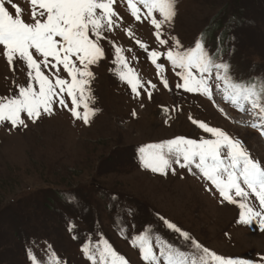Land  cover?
I'll use <instances>...</instances> for the list:
<instances>
[{
  "label": "rangeland",
  "instance_id": "obj_1",
  "mask_svg": "<svg viewBox=\"0 0 264 264\" xmlns=\"http://www.w3.org/2000/svg\"><path fill=\"white\" fill-rule=\"evenodd\" d=\"M14 2L24 12L30 11V0ZM114 7L123 21L109 39L126 50L141 79L151 80L157 88L151 99L146 93L133 97L113 71L110 46L105 43L107 58L91 69L95 102L90 105L100 111L89 124L75 120L66 110L29 122L26 129L10 131L9 124H0V264H31L29 247L46 264V245L62 264H91L82 245L89 239L95 245L101 236L128 264H144L131 244L132 236L141 231L152 235L154 243L159 233L181 250L191 251L157 214L218 254L258 260L264 256V232L255 224L237 223L238 206L221 204L214 188L206 190L212 187L210 182L186 169L174 165L175 174L164 175L142 168L137 148L175 136L198 138L202 133L188 119L190 114L240 138L262 162L264 136L236 122L231 105L223 103L226 111L231 107L225 116L207 98L176 90L177 78L162 59L171 90L163 88L155 66L126 34L131 28L134 38L149 49L164 51L155 41L154 29L131 17L121 0ZM175 9L165 38L178 37L185 47L203 39L206 47L216 49L219 35L223 59L230 63L234 79L244 78L258 87L264 84V0H176ZM219 19L221 29L212 36L208 28ZM224 29L227 37L222 35ZM133 55L138 59L132 61ZM13 80L24 83L25 72L13 73L0 56V95L16 90ZM69 224L74 225L71 231Z\"/></svg>",
  "mask_w": 264,
  "mask_h": 264
},
{
  "label": "snow or ice",
  "instance_id": "obj_2",
  "mask_svg": "<svg viewBox=\"0 0 264 264\" xmlns=\"http://www.w3.org/2000/svg\"><path fill=\"white\" fill-rule=\"evenodd\" d=\"M117 0H30L28 13L14 0H0V56L9 69L25 72V81L15 91L0 95V124H9L12 129L27 128L45 115L66 110L75 120L89 124L100 109L92 107L95 98L91 84V70L106 59L105 43L115 65L113 71L124 82L133 97L146 93L152 98L157 84L144 81L136 68L131 66L125 49L109 39L122 23L123 17L115 10ZM176 0H121L126 3L131 17L147 22L154 29L153 35L164 51L149 46L134 38L131 28L126 34L147 59L155 66L159 83L169 89L164 75L166 60L174 72L175 89L185 94L205 97L221 113L224 109L216 103L217 96L240 113H249L253 119L246 121L264 136V84L246 83L244 78L236 81L231 74V65L223 59L222 38L218 35L216 49L206 47L203 39L185 47L178 37L165 38V27L171 28ZM159 17V18H158ZM229 30L231 28L229 27ZM234 39V37H232ZM171 43V46H170ZM132 52L131 48L127 49ZM234 51V49L232 50ZM138 57L133 55L132 61ZM256 78L248 77L251 81ZM143 106V105H141ZM82 109V110H81ZM175 110V109H174ZM167 109L165 112L167 113ZM135 116V111L132 112ZM188 119L202 133L198 138L175 136L158 143L138 146L140 166L153 173L175 174V166L210 182L218 192L220 203L238 206L237 223L257 225L264 232V162L254 158L243 141L230 135L222 127L210 126L191 114ZM167 123V120L164 121ZM113 200L116 196L113 195ZM167 230L177 234L191 251L181 250L157 233L155 243L146 231L132 236L131 244L138 248L144 264H264V256L253 261L218 254L203 246L188 231L157 214ZM74 225L69 224V231ZM134 227V226H133ZM76 238V237H74ZM82 253L91 264H128L103 236L92 244L91 239L82 245ZM31 264H45L31 247L26 249ZM46 264H62L56 253L46 245Z\"/></svg>",
  "mask_w": 264,
  "mask_h": 264
},
{
  "label": "trees",
  "instance_id": "obj_3",
  "mask_svg": "<svg viewBox=\"0 0 264 264\" xmlns=\"http://www.w3.org/2000/svg\"><path fill=\"white\" fill-rule=\"evenodd\" d=\"M218 18H219V16H218ZM215 23V24H214ZM213 24H211L210 26H209V28H208V30H209V33L212 35V36H214L213 34L216 32V31H218V30H220L221 29V20L219 19V20H215V22H214ZM227 33H228V31L226 30V29H224V31L222 32V35L224 36V37H227Z\"/></svg>",
  "mask_w": 264,
  "mask_h": 264
}]
</instances>
